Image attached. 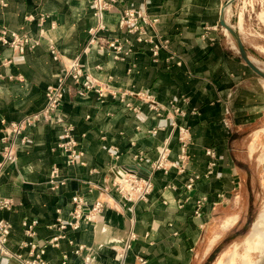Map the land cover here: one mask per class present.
<instances>
[{
    "label": "crops",
    "instance_id": "crops-1",
    "mask_svg": "<svg viewBox=\"0 0 264 264\" xmlns=\"http://www.w3.org/2000/svg\"><path fill=\"white\" fill-rule=\"evenodd\" d=\"M105 1L99 20L93 0H0V25L39 42L13 58L0 41V162L1 121L41 112L48 87L76 58L105 91L101 96L70 79L57 115L28 129L16 164L0 168V202L11 203L0 220L13 225L8 248L21 257L0 256V264H237L230 258L236 246L264 250V232L255 229L263 213L254 209L264 198V133L259 154L250 144L254 130L264 129V78L216 31L225 0ZM127 9L158 19L147 28L165 43L157 56L139 34L119 29ZM114 40L129 51L123 60L109 48ZM67 129L81 152L74 164L58 147ZM167 140L176 167L155 173L148 200L125 203L112 191L113 168L149 169ZM208 151L215 153L211 174ZM54 170L65 181L56 190ZM77 196L84 218L75 229ZM96 200L104 209L88 222ZM24 221L37 222L33 237ZM220 250L229 256L214 258Z\"/></svg>",
    "mask_w": 264,
    "mask_h": 264
},
{
    "label": "built area",
    "instance_id": "built-area-1",
    "mask_svg": "<svg viewBox=\"0 0 264 264\" xmlns=\"http://www.w3.org/2000/svg\"><path fill=\"white\" fill-rule=\"evenodd\" d=\"M108 5L109 4L105 0H93L95 14L99 20L103 19L104 13L108 10ZM44 19L45 17L42 16L39 19V22L43 23ZM34 20L35 18L33 16H29L27 18V21L30 22ZM156 23H158V19L151 18L150 15L144 10L127 9L119 13V29L126 30L128 34H139L140 42H145L152 46L154 56H157L158 52L165 47V43L161 42L160 40L155 41L152 37L148 36L147 28L152 27ZM92 40H95V36ZM0 41L4 45L11 48L13 52V58L22 56L27 50L34 49L35 46L39 44V42L36 41L29 33L12 32L7 27L1 25ZM109 48L115 53V58L117 60H123L124 56L129 52H124L123 43L120 40L109 42ZM51 53L55 56V59H58V53L54 47L51 48ZM70 79L76 83H81L84 90H95L101 96H104L105 94L104 89L97 86L96 82L92 78L85 76L81 62L78 58H76L72 62L71 68L67 71V73L58 79L57 84L48 87L46 91V105L41 112L26 116L19 122L8 123L6 120L1 121V124L4 127V136L2 138L4 146L0 168H3L8 164H16L19 146L25 142V132L28 129L36 127L40 123H49V121H51V119L57 115L60 103L63 100L64 88ZM186 132V129H180V141L182 148L181 159L185 158L186 149L188 146V139L184 137ZM58 147L66 152L67 162L69 164H74L75 162L79 161L81 152L78 149V142L72 136L71 129H67L65 131L63 136L60 138ZM207 154L212 158L209 162L210 170L208 172L211 174L213 168L216 165L215 153L213 151H208ZM171 155L172 150L170 143L167 140L161 148L158 159L149 169L141 167V164L133 167L122 166L113 168L112 191L128 204H136L148 200L155 188V173L160 170L168 173L171 168L176 167V164L171 161ZM50 183L52 189L56 190L59 188V186L64 185L65 181L60 179L58 171L54 170L51 175ZM192 183L193 182L188 185V188H191ZM105 191L107 192L106 189ZM73 200L76 205L75 221L74 223H70V225L77 229L79 228V220L84 218L82 213L84 201L80 196L75 197ZM9 208H11V203L9 201L2 200L0 202V210ZM103 209L104 202L101 200H96L93 208L88 212L87 216H85V219L88 222L94 221ZM36 225L37 222L35 221H24L22 226L25 234L29 237H33L35 235ZM61 228H65V226H61ZM12 234L13 225L6 220H0V256H7L12 259L20 260L21 257L12 254L8 248ZM30 245L33 249L36 247V244L30 243ZM41 254H44V251H42ZM23 263L36 264L37 261H24Z\"/></svg>",
    "mask_w": 264,
    "mask_h": 264
},
{
    "label": "rangeland",
    "instance_id": "rangeland-1",
    "mask_svg": "<svg viewBox=\"0 0 264 264\" xmlns=\"http://www.w3.org/2000/svg\"><path fill=\"white\" fill-rule=\"evenodd\" d=\"M241 14H243L242 27L239 23L242 18ZM227 24L234 29L235 34L231 32V28ZM216 31L225 46L231 48L232 52L242 56V47L246 51L248 59L251 61L253 59L257 65L253 64L264 71V0H225L221 12V22ZM261 82L264 85V79ZM254 131L255 134L250 138V144L252 151L257 152L260 145V133H264V129L261 132L256 129ZM254 209L264 213V198ZM223 244H221L222 247L226 246ZM257 245L248 244L245 249L236 246L235 252H231L233 257L230 255V258L232 257L231 259L235 260L237 264H264V250L257 249ZM227 254L228 252L220 250L214 253V258H227Z\"/></svg>",
    "mask_w": 264,
    "mask_h": 264
},
{
    "label": "bare ground",
    "instance_id": "bare-ground-1",
    "mask_svg": "<svg viewBox=\"0 0 264 264\" xmlns=\"http://www.w3.org/2000/svg\"><path fill=\"white\" fill-rule=\"evenodd\" d=\"M230 6V5H229ZM242 23H243V17L241 18V20H240V27H242ZM228 25V27H229V24H227ZM229 28H231V27H229ZM227 31H229V30H227ZM231 32H233L234 34H235V32H234V29L233 28H231ZM230 40V39H229ZM253 62V61H252ZM254 63V62H253ZM255 64V63H254ZM260 70H261V72H263L264 73V71L260 68ZM255 229H256V231H257V233L260 231V232H264V213L261 215V219L259 220V221H257V223H256V226H255ZM254 228H253V230H255ZM256 231H254V232H256ZM263 238H264V235H263ZM255 245V244H254ZM234 250V249H233ZM228 256H229V252H228V254H227ZM231 255V254H230ZM226 256V255H225ZM232 257H233V254L231 255ZM264 256V255H263ZM231 257V258H232ZM232 260V262H233V259H231ZM229 261V260H228ZM227 262V261H226ZM225 263V262H224ZM231 263V262H230ZM234 263V262H233ZM227 264H228V262H227Z\"/></svg>",
    "mask_w": 264,
    "mask_h": 264
},
{
    "label": "water",
    "instance_id": "water-1",
    "mask_svg": "<svg viewBox=\"0 0 264 264\" xmlns=\"http://www.w3.org/2000/svg\"><path fill=\"white\" fill-rule=\"evenodd\" d=\"M223 24V23H222ZM241 53H242V57L246 60L247 64L256 72L258 73L260 76H262L264 78V73L261 72V70L259 68H257V66H255L253 64V62L251 60L248 59V56L246 54V51L241 47Z\"/></svg>",
    "mask_w": 264,
    "mask_h": 264
}]
</instances>
